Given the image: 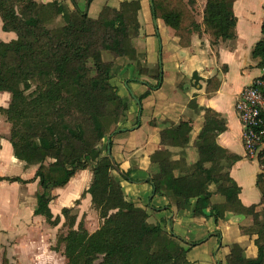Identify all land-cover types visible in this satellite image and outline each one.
<instances>
[{"label": "trees", "instance_id": "obj_1", "mask_svg": "<svg viewBox=\"0 0 264 264\" xmlns=\"http://www.w3.org/2000/svg\"><path fill=\"white\" fill-rule=\"evenodd\" d=\"M234 1L206 0L202 23L212 45L235 39ZM150 4L152 17L174 30L181 48L191 46L193 32L201 34L192 13L193 0H150ZM139 10L138 1H124L117 8L104 6L96 18H90L58 2L0 0L1 29L16 36L8 43L0 41V92L10 96L0 115L10 126L13 157L26 168L36 167L32 180L0 177V182H36L33 215L43 217L53 228L62 218L61 226L67 228L52 249L59 251L62 245L64 264H193L187 256L201 243H186L167 230L165 219H153L157 209L142 208L128 200L122 184L133 183L131 172L120 171L115 163L117 171L107 156L108 145L112 147L110 136L126 122L130 100L121 97L111 83L116 70L112 61L103 60V54L135 64L139 76L149 75L156 82L160 77L159 67L148 70L132 54ZM59 17L60 24L50 27ZM121 26L129 29V36ZM260 32L263 37L250 56L264 77V21ZM219 85L217 78L208 80L207 97L215 94ZM149 92L131 95V99L141 108ZM189 106L198 112L193 102ZM137 122L138 118L134 125ZM191 131V121H187L160 132V145L165 149L150 156L153 171L148 183L153 196L166 197L178 211L189 210L193 217L212 218L214 223L226 213L251 217L257 228V256L246 258L243 249L232 244L225 264H264V210L255 212V206L241 205L239 189L227 172L238 157L216 144V137L225 131V120L210 109L205 111L203 126L193 142L197 160L188 165L185 149ZM167 148L178 149L179 159L173 160ZM83 170L90 171L91 179L81 198L90 196L91 207L101 221L92 233L82 221L77 222L72 208L62 209L57 217L49 208L54 191ZM256 186L264 204L261 178ZM214 193L223 197L222 204L211 203ZM2 264H9L5 254Z\"/></svg>", "mask_w": 264, "mask_h": 264}, {"label": "crops", "instance_id": "obj_2", "mask_svg": "<svg viewBox=\"0 0 264 264\" xmlns=\"http://www.w3.org/2000/svg\"><path fill=\"white\" fill-rule=\"evenodd\" d=\"M33 1L38 4L58 2L69 11L78 10L75 6L61 0ZM124 1L135 0H120L115 7L104 4L102 8L104 6L117 8ZM188 1L184 0L186 3ZM193 1L195 5L192 13L201 34L192 33L189 48H181L174 35V30L165 26L160 19L153 20L150 8L145 9L147 13L144 15L143 6H140L137 13L139 31L138 37L133 41L132 54L137 57L141 66L148 70L159 67L161 78L159 77L158 82L149 76L143 78L132 70L134 67L131 64L128 65L129 63L126 69L121 70L120 77L123 76L122 74L127 75V78H124L125 81L122 82V88L123 86L129 87L135 93L140 88L141 92L132 96H139L148 90L150 92L142 100L140 108L136 100L129 97L127 91H123L122 88L118 91L121 97L130 100V108L126 122L120 126V129H125V131L110 138L112 141L110 154L115 163L119 165L120 171L131 172L133 183L122 184L128 200L136 202L142 208L157 209V214L153 215L155 218H152L155 221L165 219L167 230L170 227L174 234L186 243L201 241L189 252L187 257L190 262L193 264H225V258L232 244H238L243 249L246 258L252 259L257 256V248L254 245L257 228L253 225L252 218L226 213L223 219L214 223L212 218L193 217L189 210L178 211L174 203L166 197H154L150 182L148 183L149 174L153 171L150 156L156 151L165 149L160 145V132L164 128L179 122L191 121L192 131L189 145L185 149V160L188 165L196 162L197 154L193 142L203 126L205 111L210 109L225 120V131L216 137V144L238 157V160L227 170L229 178L239 189L238 200L245 208L255 206V212L264 210V204L260 202L261 194L256 186L258 178L264 182V176H261L257 163L245 156L242 128L235 112V103L242 89L263 75V71L256 67L257 63L251 59L250 54L254 45L263 37L260 27L264 21V0H235L232 4V12L237 20L235 39L225 42L218 41L216 45L211 44L209 36L204 32L205 27L202 20L206 0ZM200 3L202 6L198 14L196 8ZM141 11H143V16H140ZM60 22L59 17L55 23L59 25ZM1 26L0 20L1 42L8 43L16 39L14 33L3 32ZM157 36L160 38L158 43ZM255 70L260 73L252 75ZM212 78L219 80V89L215 94L207 97L205 92L207 81ZM135 79L142 81L144 88L141 87L142 83ZM163 88L169 90L162 93ZM176 91L183 98H174ZM9 101V94L0 92V108H7ZM191 102L196 105L198 112L194 106H189ZM136 118L138 122L134 125ZM4 121L0 115V177L32 180L36 167L26 168L22 162L13 157L9 142L10 126L7 127ZM167 149L171 152L173 160L179 159L178 149ZM10 168L16 171L12 176L7 173ZM90 179L89 170L79 171L66 186L54 191L55 198L49 204L53 217L61 216L64 208L75 206L74 208L80 210L83 199L91 206L88 194L81 198L83 191L89 186ZM5 184L13 188V191H17L16 208H21L19 212L25 214L22 197L27 194L28 190L36 195L38 191L36 182L28 184L0 182V185ZM214 189V186H210L212 192ZM20 193L23 194L20 195ZM77 201L80 202L79 205H76ZM223 202V197L218 194L214 193L211 197L212 204ZM35 203L36 200L32 199L29 208V214L34 221L25 223L23 225L25 230L28 227L26 224L31 226V222L43 218L33 215ZM62 223L63 219L60 224ZM19 225L21 226V223ZM3 242L0 244L5 245ZM13 253L11 249H7V255L6 251L2 253V256L5 254L9 264H11L10 258ZM8 255H10L9 258Z\"/></svg>", "mask_w": 264, "mask_h": 264}, {"label": "rangeland", "instance_id": "obj_3", "mask_svg": "<svg viewBox=\"0 0 264 264\" xmlns=\"http://www.w3.org/2000/svg\"><path fill=\"white\" fill-rule=\"evenodd\" d=\"M61 1L69 5L75 6L80 12L87 14L88 17L90 18H96L98 16L100 9L104 4H108L109 6L115 7L118 5L120 0H92L90 3H88L87 0H61ZM135 1H138L140 3V6H143V11L145 15V13H147L146 10H148L151 6L150 0H135ZM201 6L202 4L200 3V5L197 6L196 8L198 14L200 13ZM143 11H141L140 16L142 15ZM56 25L57 23H54L50 25V27H55ZM162 27L164 26L162 25ZM121 29L123 30L124 35L129 36L128 28L121 26ZM156 39L158 43V40L160 41L159 36H157ZM133 43L134 42L132 41V47H134ZM103 60L107 62H111V61L113 62L114 70L116 71H115V76L111 80V83L117 88V91L119 90L121 91L122 82L125 81L124 78H127V75L122 74L123 76L120 77V74L123 68L126 69L128 65H130L128 64L129 63L128 60L124 58L113 59V57L107 53L103 54ZM131 65H133L134 67L132 70L136 72L137 68L135 67V64L132 63ZM155 69L156 68H153L152 71ZM143 70L145 71V69ZM259 73H260L259 71L255 70L252 73V75L253 74L257 75ZM142 76L144 78V76H149V75H142ZM139 79H142V77H139ZM135 81L142 83L141 87L144 88L142 81H139L138 79H135ZM122 90L127 91L130 98L131 95H137L138 93L141 92L140 88L138 92L135 93L132 92L131 89L126 86H123ZM141 90L143 91V89ZM168 90L169 89L167 88H163L161 92L164 93ZM174 98L177 99L183 98V96L178 91H176L174 94ZM4 124L7 127H9V124L6 123L5 121ZM15 172L16 171H14L11 168L7 171V173L11 176L14 175ZM5 185H0V215L2 216V219L0 220V223L2 225L0 227V243H2L3 241L5 242V245L0 244V264H1L2 253L6 251V255H7V249H11L14 251L13 256L10 258L11 264H64L65 261L61 253L62 245L59 246L60 249L59 251L55 252L52 249L55 246H57V238L60 235H66L67 228L62 227L61 224L54 228L49 227L45 223L43 218H39L38 221L31 222L32 224L31 226L26 224L28 227L25 230V228H23V225L31 220L34 221V219H32V217L29 214V208L32 199L35 200V194L30 192V190H28L27 194L24 197H22L21 201H23L22 203H24L23 204L25 211L24 214L19 212L21 211V208L19 209L16 208L15 200L18 195L17 191H13L14 189L9 187L8 184ZM21 194L23 193H20V195ZM74 207L75 206H73L72 208V213L77 215L78 217L77 222L82 221L85 229L88 232L92 233L99 228V226L101 225V221L99 220L96 212L87 202L84 201V199L81 202L80 210L75 209ZM19 220H21V222ZM61 222H62V218H61ZM19 223H21V226L19 225ZM10 253L11 252H9V254ZM9 256L10 255H8V258ZM95 264H98V262H96Z\"/></svg>", "mask_w": 264, "mask_h": 264}, {"label": "built area", "instance_id": "obj_4", "mask_svg": "<svg viewBox=\"0 0 264 264\" xmlns=\"http://www.w3.org/2000/svg\"><path fill=\"white\" fill-rule=\"evenodd\" d=\"M235 112L242 128L245 156L256 162L264 176V77L253 80L240 92Z\"/></svg>", "mask_w": 264, "mask_h": 264}, {"label": "water", "instance_id": "obj_5", "mask_svg": "<svg viewBox=\"0 0 264 264\" xmlns=\"http://www.w3.org/2000/svg\"><path fill=\"white\" fill-rule=\"evenodd\" d=\"M153 20H155L154 17H153ZM160 78H161V72H160ZM136 103H137V102H136ZM139 114H140V113H139ZM139 114H138V116H139ZM124 131H125V129H119V130L115 131V132L110 136V138H111L113 135H115V134H117V133L124 132ZM107 156L110 158L113 167H114L117 171H119L118 168H117V166H116V164H115V161H114L113 158L111 157V154H110V147H109V145H108V147H107ZM168 231H171L170 227H168Z\"/></svg>", "mask_w": 264, "mask_h": 264}]
</instances>
